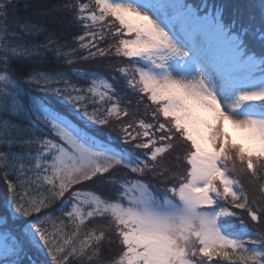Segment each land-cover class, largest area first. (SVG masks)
<instances>
[{
    "label": "snow or ice",
    "instance_id": "1",
    "mask_svg": "<svg viewBox=\"0 0 264 264\" xmlns=\"http://www.w3.org/2000/svg\"><path fill=\"white\" fill-rule=\"evenodd\" d=\"M62 8L0 0V264H264V0Z\"/></svg>",
    "mask_w": 264,
    "mask_h": 264
},
{
    "label": "trees",
    "instance_id": "2",
    "mask_svg": "<svg viewBox=\"0 0 264 264\" xmlns=\"http://www.w3.org/2000/svg\"><path fill=\"white\" fill-rule=\"evenodd\" d=\"M19 7L18 15L21 18H30L33 21L39 22L50 28H61L64 32V39L70 41L72 36L79 32V28H73L70 23V14L66 13L62 5L65 0H16ZM189 2H198V0H189ZM223 3L230 4H245L249 0H220ZM27 6V7H25ZM58 6H60L58 8ZM114 64L123 63V61H113ZM87 66V65H84ZM19 67V65H17ZM21 71H27V68L21 69ZM105 131H111V129H105ZM115 136L117 133L112 132ZM242 182L247 184L245 178ZM5 197L4 185L0 181V204H2Z\"/></svg>",
    "mask_w": 264,
    "mask_h": 264
},
{
    "label": "rangeland",
    "instance_id": "3",
    "mask_svg": "<svg viewBox=\"0 0 264 264\" xmlns=\"http://www.w3.org/2000/svg\"><path fill=\"white\" fill-rule=\"evenodd\" d=\"M229 130L231 131V129L229 128Z\"/></svg>",
    "mask_w": 264,
    "mask_h": 264
}]
</instances>
